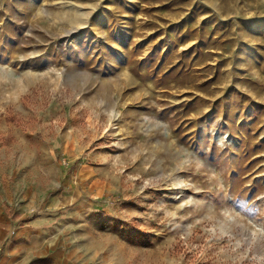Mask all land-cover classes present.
<instances>
[{
  "label": "rangeland",
  "instance_id": "1",
  "mask_svg": "<svg viewBox=\"0 0 264 264\" xmlns=\"http://www.w3.org/2000/svg\"><path fill=\"white\" fill-rule=\"evenodd\" d=\"M10 159L106 264H264V0H0Z\"/></svg>",
  "mask_w": 264,
  "mask_h": 264
},
{
  "label": "crops",
  "instance_id": "2",
  "mask_svg": "<svg viewBox=\"0 0 264 264\" xmlns=\"http://www.w3.org/2000/svg\"><path fill=\"white\" fill-rule=\"evenodd\" d=\"M30 168L12 159L0 168V264H106L99 239L111 236L87 229L76 217L48 212L67 205L69 195L61 191L44 204L52 188H39Z\"/></svg>",
  "mask_w": 264,
  "mask_h": 264
}]
</instances>
